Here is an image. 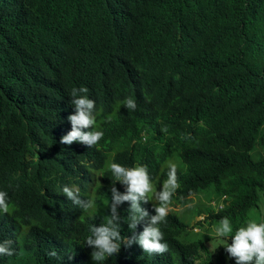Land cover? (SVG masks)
<instances>
[{
	"label": "clouds",
	"instance_id": "clouds-1",
	"mask_svg": "<svg viewBox=\"0 0 264 264\" xmlns=\"http://www.w3.org/2000/svg\"><path fill=\"white\" fill-rule=\"evenodd\" d=\"M157 7L165 22L176 27L171 11ZM145 21L151 24L147 37L111 18L93 23L96 40L86 46L75 44V38L68 47L45 48L35 55L37 71L58 88L57 99H45L42 121L67 173L53 191L50 226L92 216L98 199L108 197L109 218L90 226V235L81 242L90 248L86 264L176 261L185 248L169 236L167 225L174 219L198 239L200 235L205 249L216 255L223 250L230 264H264L260 208H249V218L235 229L227 216L217 225L207 224L240 196L231 194L232 186L223 184L222 177L207 176L203 169L223 157L219 150L228 143L215 136L222 110L209 107L212 98L205 97L210 92L199 91L194 78L186 81L170 68L184 69L176 42L167 40L160 22ZM56 23L77 29L71 17ZM27 40L17 25L0 29L4 55L16 47L27 49ZM218 84L214 91L221 89ZM209 140L212 152L206 150ZM35 147L40 150L36 142ZM26 183L23 171L0 157V213L5 215H0V227L13 237L0 239V256L17 254L13 246L39 226L29 209L16 203L13 191ZM259 205L264 209V192ZM123 224L127 228L121 233ZM131 255L138 259L130 260ZM193 264H198L196 258Z\"/></svg>",
	"mask_w": 264,
	"mask_h": 264
},
{
	"label": "trees",
	"instance_id": "trees-1",
	"mask_svg": "<svg viewBox=\"0 0 264 264\" xmlns=\"http://www.w3.org/2000/svg\"><path fill=\"white\" fill-rule=\"evenodd\" d=\"M157 5L171 11L176 27L165 22ZM63 17L73 18L77 29L68 23L58 26L56 21ZM145 17L160 22L167 40L177 44L184 69L173 64L170 68L182 73L186 81L194 78L199 91L210 92L205 97L212 98L209 107L222 110L215 136L228 143L219 150L223 157L203 169L207 176L222 177L223 184L232 186L231 194L239 192L240 196L228 211L212 215L207 224L217 225L227 216L235 229L249 218V208L264 213L259 205L264 192V0H31L26 4L0 0V29L14 24L28 37L27 49L16 47L8 55L0 51V157L23 171L27 183L13 191L16 203L28 208L39 224L22 244L13 246L17 254L0 256V264H86L90 248L81 242L90 235V226L106 222L110 214L111 200L100 197L92 216L50 226L53 191L67 173L56 156L49 126L44 128L42 121L45 99H57L58 88L45 72L37 71L35 55L45 48L68 47L75 38V44L81 41L86 46L96 40L93 23L111 18L147 37L151 24ZM217 84L222 89L219 95L221 89L213 90ZM206 150L212 152L211 140ZM237 173L240 180H236ZM126 228L123 224L121 233ZM167 229L185 249L174 262L151 264H193L195 258L198 264H230L223 250L216 255L205 249L201 236L198 239L185 230L180 220L170 221ZM7 238L13 239L0 227V239ZM52 250L57 256L47 255ZM137 259L130 256V260Z\"/></svg>",
	"mask_w": 264,
	"mask_h": 264
},
{
	"label": "rangeland",
	"instance_id": "rangeland-1",
	"mask_svg": "<svg viewBox=\"0 0 264 264\" xmlns=\"http://www.w3.org/2000/svg\"><path fill=\"white\" fill-rule=\"evenodd\" d=\"M199 231H201V230H199ZM219 243H220V241H216V244H219ZM214 244H215V243H210V242H208V246L211 247V248H214V247H215ZM234 263L236 264V261H234Z\"/></svg>",
	"mask_w": 264,
	"mask_h": 264
}]
</instances>
